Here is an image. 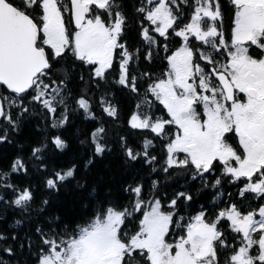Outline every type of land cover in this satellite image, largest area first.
I'll use <instances>...</instances> for the list:
<instances>
[{"label": "snow or ice", "instance_id": "6c2138e0", "mask_svg": "<svg viewBox=\"0 0 264 264\" xmlns=\"http://www.w3.org/2000/svg\"><path fill=\"white\" fill-rule=\"evenodd\" d=\"M69 2L70 8L64 0H19V6L16 0H0V85L9 92L8 96H0V118L12 125L15 122L9 109L22 106L25 94H31V99L53 118L61 106L67 110L62 95L66 93V81L50 80L53 63L66 54L92 66V79L107 84L119 49V78L115 83L139 91L136 77L129 76L136 53L128 50L123 39L128 25L123 5L118 0ZM230 2L235 17L226 39L220 0H138L135 11L142 17L139 33L145 45L144 58L151 61L161 49L167 53L169 47L163 41L172 37L179 38L180 46L166 56L168 70L163 78L152 81L147 88L170 119L138 112L130 118V125L150 130L157 137L167 136L168 125L176 126L174 137L166 144L164 171L191 165L195 170L193 179H203L219 165L232 182H245L238 193L241 198L252 194V199L259 200L264 198V0ZM185 8L189 10L187 17ZM68 13L72 31L65 24ZM197 42L199 47L194 50ZM253 46L260 50L259 58L249 54ZM221 56L224 59L215 58ZM240 94L246 100L242 101ZM76 103L91 115L85 97ZM145 104L150 107L147 101ZM22 110L26 112L27 108ZM104 111L112 117L117 114L111 105ZM67 122V115L61 114L52 127ZM104 131L100 127L92 134L97 155L105 151L100 142ZM229 134L238 137L242 151L229 143ZM6 139L0 136V142ZM52 143L59 149L66 146L59 136L53 137ZM151 145L152 141L146 140L143 153L129 148L126 154L132 160L141 155L148 157ZM42 150L34 148L32 155L39 159ZM155 159L150 157L149 162ZM19 170L26 171V166L17 159L12 171ZM74 174L75 167L54 172L46 185L58 191ZM4 175L0 174V181ZM220 183L216 179L215 184ZM0 187L12 185L0 183ZM142 187L130 189L135 196L131 210L102 204L89 223L67 238L59 234L46 236L38 228L45 248L40 250L37 264H220L218 249H232L225 264H264V203L247 212L229 204L211 222L201 210L184 222V217L178 215L177 201H191V195L176 193L168 204L170 211L165 212L159 199L143 200ZM32 199L31 191L25 189L14 204L23 208ZM145 207L148 210L143 212L138 230L130 232L126 221ZM221 221L228 223L236 243H230L218 227ZM173 227L181 228L184 234L170 242ZM6 251L12 253L10 248Z\"/></svg>", "mask_w": 264, "mask_h": 264}, {"label": "trees", "instance_id": "16d2710c", "mask_svg": "<svg viewBox=\"0 0 264 264\" xmlns=\"http://www.w3.org/2000/svg\"><path fill=\"white\" fill-rule=\"evenodd\" d=\"M118 2L123 5L128 17L123 39L128 50L136 53L134 62L129 65V76L136 77L138 92L115 83L119 78V55L116 54L113 69L105 84L92 79V66L66 54L53 63L50 73V80L66 81V93H62L65 96L66 111L61 106L53 118L40 103L31 99V94H25L22 106L9 109L14 125L0 118V136L7 137L0 142V174H6L0 183L12 185V188L0 187V235L4 237L0 240V264H37L40 250L45 248L41 233L37 232L38 228L46 236L59 234L67 238L74 235L79 227L89 223L102 204L105 207L131 210L135 196L130 189L137 185L143 186L144 201L159 199L161 210L165 212L170 211L168 204L176 193L186 192L191 195V201L183 198L177 201L178 215L184 217V222L201 210L211 222L216 219L218 211L229 204H236L242 212H247L264 203V198L252 199V194L241 198L238 193L245 182H232L219 165L215 171L204 174L203 179L199 176L193 179L195 170L191 165L164 171L167 167L166 144L174 137L175 125L166 127V137H157L150 130L131 127L130 118L138 112L147 111L154 118L170 119L163 105L147 93V88L152 81L163 78L168 70L166 56L180 46V40L172 37L163 41L168 44L169 51L166 53L161 49L154 53L151 61L146 60L145 45L139 33L142 17L135 11L138 0ZM64 3L70 8L69 0H64ZM220 3L225 38L228 39L235 8L230 0H220ZM184 11L187 17L189 10L185 8ZM66 22L72 31L70 13L66 14ZM193 47L194 50L199 47L198 42ZM144 73L150 75L145 76ZM0 87L2 93L8 96L9 92L4 86ZM81 96L90 102L91 115L78 107L76 100ZM146 101L150 107L145 104ZM108 105L116 109L115 117L104 111ZM24 107L27 108L26 112L22 110ZM198 110L202 112L201 108ZM61 114L67 115L68 122L53 128L52 124L59 121ZM100 127L105 130L100 141L105 151L97 155L92 134ZM57 136L66 145L63 149L52 143V138ZM146 140L152 141V145L147 148L148 157L141 155L136 160L130 159L126 150L130 148L134 153H143ZM37 147L43 149L39 159L32 155L33 149ZM153 156L156 159L149 162ZM17 159L24 162L26 171H12L13 162ZM73 167L74 178L66 181L58 191L47 187L46 180L54 172H65ZM216 179H220L219 185L215 184ZM25 189L31 191L33 199L22 208L16 206L14 200ZM147 210L148 207H145L140 212H134L126 221L130 232L138 230L142 214ZM218 227L230 243H236L227 222L221 221ZM173 231L183 232L176 227L170 230V234ZM9 248L11 254L6 251ZM231 251L218 249L220 264H225Z\"/></svg>", "mask_w": 264, "mask_h": 264}, {"label": "rangeland", "instance_id": "374dc122", "mask_svg": "<svg viewBox=\"0 0 264 264\" xmlns=\"http://www.w3.org/2000/svg\"><path fill=\"white\" fill-rule=\"evenodd\" d=\"M65 24L66 26H68L67 22H66V15H65ZM69 28V31L70 30V26H68ZM0 96H6L4 93H2V88L0 87ZM202 109V108H201ZM199 111V110H198ZM177 131V128L175 130V133ZM230 139H229V143H231L234 147H236L238 149V151H242L241 149H239V142H238V137H236L235 135L231 134V136H229ZM232 141V142H231ZM183 156V154H181V157ZM184 233L183 232H180V231H173L171 234H170V242H174L175 238L177 235H183Z\"/></svg>", "mask_w": 264, "mask_h": 264}, {"label": "flooded vegetation", "instance_id": "af4514ba", "mask_svg": "<svg viewBox=\"0 0 264 264\" xmlns=\"http://www.w3.org/2000/svg\"><path fill=\"white\" fill-rule=\"evenodd\" d=\"M16 3H17V5L19 6V0H16ZM233 23H234V21L232 22L231 28H232V26H233ZM116 54H117V55L120 54V50H119V49H117ZM249 54H250V55H253L255 58H259L260 50H259V49H256L255 46H253L252 48H250V50H249ZM215 58H216V59H224V57H222V56H221V57H215ZM200 63H201V66H202V67H205V70L208 71V67H207L203 62H200ZM240 99H241L242 101L246 100V97L244 96V94H240Z\"/></svg>", "mask_w": 264, "mask_h": 264}]
</instances>
